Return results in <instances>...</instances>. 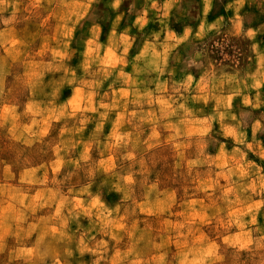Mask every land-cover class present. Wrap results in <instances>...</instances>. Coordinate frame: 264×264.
I'll return each instance as SVG.
<instances>
[{"label":"rangeland","instance_id":"rangeland-1","mask_svg":"<svg viewBox=\"0 0 264 264\" xmlns=\"http://www.w3.org/2000/svg\"><path fill=\"white\" fill-rule=\"evenodd\" d=\"M10 23L0 264H264V0H0Z\"/></svg>","mask_w":264,"mask_h":264},{"label":"crops","instance_id":"crops-1","mask_svg":"<svg viewBox=\"0 0 264 264\" xmlns=\"http://www.w3.org/2000/svg\"><path fill=\"white\" fill-rule=\"evenodd\" d=\"M17 28V26L14 23H10V24H6L0 27V42L3 45V52L0 54V58L1 57H10L12 60L13 59H17L16 56H18L20 50L22 49L20 46V42L18 41L17 38H15L14 36V30ZM174 188L172 187H164L161 188V194L162 196L159 197L157 200H159L161 203L166 204V199L165 196L168 193L172 192ZM195 202V203H193ZM187 203L190 204H197L198 208L195 207V213H193V216L195 218H200V216H204L205 215H213V205L212 204H208L207 206L203 207L202 209V205H200V199L196 198V199H189L187 200ZM196 206V205H195ZM192 207V206H191ZM212 241L214 242V240H209V242L205 243V245H209V246H213L212 245Z\"/></svg>","mask_w":264,"mask_h":264}]
</instances>
